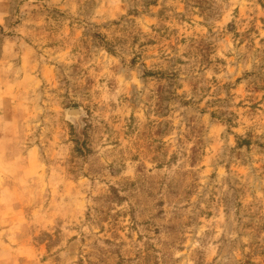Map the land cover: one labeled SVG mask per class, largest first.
<instances>
[{"label":"rangeland","instance_id":"1","mask_svg":"<svg viewBox=\"0 0 264 264\" xmlns=\"http://www.w3.org/2000/svg\"><path fill=\"white\" fill-rule=\"evenodd\" d=\"M0 264H264V0H0Z\"/></svg>","mask_w":264,"mask_h":264}]
</instances>
